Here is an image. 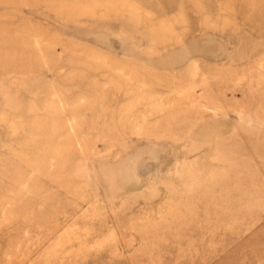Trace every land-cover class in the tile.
Segmentation results:
<instances>
[{"label": "rangeland", "instance_id": "rangeland-1", "mask_svg": "<svg viewBox=\"0 0 264 264\" xmlns=\"http://www.w3.org/2000/svg\"><path fill=\"white\" fill-rule=\"evenodd\" d=\"M0 264H264V0H0Z\"/></svg>", "mask_w": 264, "mask_h": 264}]
</instances>
